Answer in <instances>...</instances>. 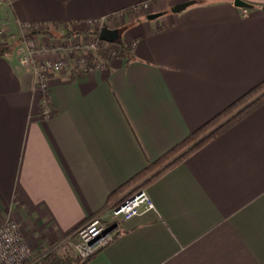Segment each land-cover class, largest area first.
<instances>
[{
	"label": "crops",
	"instance_id": "0c3cea01",
	"mask_svg": "<svg viewBox=\"0 0 264 264\" xmlns=\"http://www.w3.org/2000/svg\"><path fill=\"white\" fill-rule=\"evenodd\" d=\"M143 1L148 10L135 14ZM183 1L0 0V217L36 249L143 185L155 209L121 221L85 264H264V101L108 200L264 79V0L170 11ZM98 21L124 30L132 56L108 58L104 48L94 56L101 67L55 71L51 114L41 116V91L19 55L32 46L37 60H53L55 42L94 36ZM53 27L62 31L56 39L40 32ZM104 220L110 225L109 212ZM69 253V244L60 249Z\"/></svg>",
	"mask_w": 264,
	"mask_h": 264
},
{
	"label": "built area",
	"instance_id": "2783aa9c",
	"mask_svg": "<svg viewBox=\"0 0 264 264\" xmlns=\"http://www.w3.org/2000/svg\"><path fill=\"white\" fill-rule=\"evenodd\" d=\"M137 6L140 9H147L149 2L143 1ZM102 26V22L98 21L94 27L99 30ZM104 44L106 42L100 41L95 35H75L70 39L58 40L53 44L52 49L57 54L53 60H37L32 46H27L26 50L19 55L20 66L33 77L34 85L42 92L43 97L40 102L43 105L44 117L51 113L47 105L46 92L52 73L70 65L86 70L103 66L102 62H96V57L91 58V54H96ZM91 60L95 61L91 63ZM153 209H155V204L147 190L137 188L126 198L112 202L90 214L75 229L73 235L62 237L44 249L33 247L24 238L18 223L13 219H6L0 223V264H61L60 249L66 244L71 246L73 255L84 260L112 240L121 221ZM105 212H109L110 225L104 220Z\"/></svg>",
	"mask_w": 264,
	"mask_h": 264
},
{
	"label": "trees",
	"instance_id": "16d2710c",
	"mask_svg": "<svg viewBox=\"0 0 264 264\" xmlns=\"http://www.w3.org/2000/svg\"><path fill=\"white\" fill-rule=\"evenodd\" d=\"M40 32L52 33L49 30H43ZM91 33L96 35L97 31L93 30ZM116 45L118 46L117 55L126 56V57L132 56L131 47L124 44L120 36L116 40ZM6 48H7L6 46H0V53L3 52ZM99 53L104 54L105 51L99 49ZM263 101H264V79L258 82L257 84H255L253 87H251L241 96H239L229 105L224 107L221 111L216 113L213 117H211L201 126H199L197 129L191 131L186 137H184L182 140H180L175 145H173L168 151L162 154L157 160L148 163L146 167H144L141 171L136 173L133 177H131L125 183L117 187L115 190L111 191V193L108 196V200L116 197L119 193L123 192L129 186L141 180L142 177L151 173L155 168L162 165L167 159L172 158L168 164H166L161 169L156 170V172L153 173L145 181H149L152 178L156 177L162 171H164L168 167L172 166L176 162L183 159L184 156L194 151L204 142H206L207 140L215 136L221 130L229 126L235 120L239 119L241 116L246 114L248 111L253 109L255 106L259 105ZM128 195H126L124 198H126ZM91 256L83 260L69 253V254L60 256V260H61V264H85L86 261Z\"/></svg>",
	"mask_w": 264,
	"mask_h": 264
},
{
	"label": "rangeland",
	"instance_id": "374dc122",
	"mask_svg": "<svg viewBox=\"0 0 264 264\" xmlns=\"http://www.w3.org/2000/svg\"><path fill=\"white\" fill-rule=\"evenodd\" d=\"M148 9H141V10H135V11H133L135 14H137L138 15V13H140V12H142V11H147ZM102 25L104 26L105 25V22H103L102 23ZM59 28L58 27H53V28H51V32L53 33V34H55V37H52L53 39L55 38H58V36L60 35V33L62 32H60L59 30H58ZM94 29V28H93ZM0 30H1V33H0V39H3V38H5L6 36H7V31H6V29L4 28V27H0ZM28 30H26L25 29V32H27ZM24 32V31H23ZM119 35H120V37H122L123 38V35H124V30H122V29H119ZM125 44V43H124ZM130 47L132 46L131 44L129 45ZM102 47V46H101ZM100 47V48H101ZM104 48H106L107 49V57L108 58H112V57H114V56H117V50H118V46L116 45V41L115 42H112V43H107L106 42V44H104L103 45V47L101 48V49H104ZM26 50V49H25ZM99 51V50H98ZM98 53V52H97ZM96 53V54H97ZM95 53H93V54H91V58L92 57H94L95 55H96ZM21 55V54H20ZM95 61V60H94ZM94 61H92L91 60V63H93ZM96 62H100L99 60H96ZM43 97V95H42V92H41V98ZM41 101V100H40ZM40 106H41V110H40V112H41V116H43V113H42V110H43V105L41 104V102H40ZM50 111H51V109H50ZM51 114V113H50ZM44 117V116H43ZM48 117V116H47ZM172 158H170V159H167L162 165H160L159 167H157V168H155L152 172H154V171H156V170H158V169H161L162 167H164L166 164H168L169 162H170V160H171ZM151 172V173H152ZM151 173H149L148 175H146V176H144V177H142L141 179H145L146 177H148ZM138 188H144L143 187V185H140ZM6 216H4V217H0V219H3L1 222H3L4 220H6Z\"/></svg>",
	"mask_w": 264,
	"mask_h": 264
},
{
	"label": "water",
	"instance_id": "95a60500",
	"mask_svg": "<svg viewBox=\"0 0 264 264\" xmlns=\"http://www.w3.org/2000/svg\"><path fill=\"white\" fill-rule=\"evenodd\" d=\"M198 0H186V1H183V2H179V3H175L174 5H172L170 7V11L171 12H179L183 9H185L186 7L194 4V3H197ZM234 3L236 5H239V6H246L247 4L241 0H234ZM160 13H150L147 15V18L148 19H154L156 18L157 16H159ZM98 39L100 41H103V42H107V43H112V42H115L118 37H119V32H118V29L116 28H109L107 26H102L99 30H98Z\"/></svg>",
	"mask_w": 264,
	"mask_h": 264
}]
</instances>
